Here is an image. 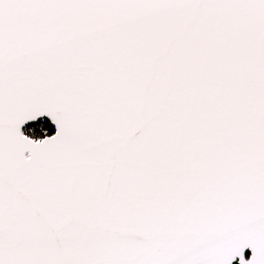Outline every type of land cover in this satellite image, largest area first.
<instances>
[{
  "label": "snow or ice",
  "instance_id": "snow-or-ice-1",
  "mask_svg": "<svg viewBox=\"0 0 264 264\" xmlns=\"http://www.w3.org/2000/svg\"><path fill=\"white\" fill-rule=\"evenodd\" d=\"M0 264H264V0H0Z\"/></svg>",
  "mask_w": 264,
  "mask_h": 264
}]
</instances>
